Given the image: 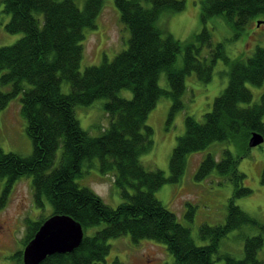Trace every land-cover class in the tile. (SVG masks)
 Returning a JSON list of instances; mask_svg holds the SVG:
<instances>
[{"label": "trees", "instance_id": "1", "mask_svg": "<svg viewBox=\"0 0 264 264\" xmlns=\"http://www.w3.org/2000/svg\"><path fill=\"white\" fill-rule=\"evenodd\" d=\"M103 1L83 0L80 7L75 0H3L2 10L9 14L4 28L20 36L0 45V110L18 96L32 151L24 155L0 148V178H5L0 206L11 182L30 175L34 205L48 206V215L66 214L80 223L83 237L75 249L48 254L37 264H102L110 239L126 234L135 242L147 238L163 243L177 264H264V253L259 257L264 221L233 201L252 191L238 169L239 159L249 152L250 133L257 131L264 140V91L253 101L246 85H260L264 78V46L230 58L222 42H212L206 26L210 18L223 15L240 31L247 22L264 20V0H201L202 26L184 40L158 24L162 14L181 10L184 0H114L119 21L128 30L127 43L111 59L104 57L80 69L85 31L96 25ZM217 59L226 63L227 84L201 119L184 115V130L170 153L169 173L145 167L140 156L153 142L148 112L166 95L171 119L183 107L186 74L194 72L207 82ZM162 72L165 87L158 82ZM122 89H128L130 96H122ZM99 98L108 121L97 134H90L80 126L75 106ZM216 141L232 144L234 152L226 147L218 159L207 153L194 178L215 171L229 181L233 192L222 223L198 226L199 238L206 240L198 244L154 192L164 182L179 181L188 153ZM95 164L101 174L112 173L121 196L117 205H108L76 181ZM185 216L192 218L191 206ZM45 217L25 219L23 244ZM235 230L231 239L241 242V257L221 248L223 238ZM11 258L23 264L21 248Z\"/></svg>", "mask_w": 264, "mask_h": 264}, {"label": "rangeland", "instance_id": "2", "mask_svg": "<svg viewBox=\"0 0 264 264\" xmlns=\"http://www.w3.org/2000/svg\"><path fill=\"white\" fill-rule=\"evenodd\" d=\"M81 7L83 0H75ZM200 1L184 0V7L170 15H161L158 24L165 27L180 40L189 37L194 31L200 30ZM3 0H0V45L11 44L20 36L19 32H8L4 28L9 14L3 12ZM95 26L85 31L80 69L87 64L99 63L104 57L111 59L123 49L127 43L128 30L119 21V12L114 0H104L95 20ZM212 42H222L226 54L234 58L238 53L250 54L256 45L264 46V21L257 18L247 22L240 31L230 25L223 15H216L207 21ZM207 53V48L202 49ZM176 64H181V53L177 54ZM159 84L167 85L164 72L160 73ZM227 84V66L222 59H217L210 80H199L194 72L185 76V91L182 95L183 107L177 110L169 119L171 100L162 95L154 107L148 112L146 123L152 129V146L140 156L142 164L147 168H159L166 175L169 173V157L176 137L184 130V115L190 114L201 119L204 112L210 110L214 97ZM246 85L257 101L264 91V78L260 85L249 82ZM67 84L62 83V89L67 91ZM6 89V88H4ZM122 96L129 97L130 91L122 89ZM103 99L94 100L89 105L75 106V116L80 126L97 134L99 126L107 124V115L103 110ZM264 122V115H263ZM25 119L20 113L18 96L8 102L0 110V148L4 151H14L29 154L32 142L26 132ZM233 150L232 144L216 141L206 148L188 153L182 176L177 182H164L154 195L176 215L177 220L186 225L196 243H204L197 234L202 223L209 225L222 223L227 213L228 200L233 188L229 181L211 172L208 176L195 179L194 174L200 160L212 153L218 159L224 148ZM86 165H84L85 167ZM264 140L251 146L247 155L241 157L238 169L245 173L244 185L251 188L248 195L235 197L233 201L246 213L264 221ZM113 175L108 172L101 174L96 164L88 168L83 176L76 179L81 185L94 190L101 199L110 206L119 203L120 194L113 184ZM5 187V178H0V195ZM192 207V218L189 220L185 212ZM49 208H38L33 204L31 176L22 175L13 180L5 192L3 204L0 206V264H16L11 254L23 248L25 235V219H37L48 216ZM237 230L228 233L223 238L221 248L227 249L236 257L242 256L241 242L231 239ZM264 253V245L259 257ZM102 264H177L165 245L152 239L132 241L128 234L110 239V249Z\"/></svg>", "mask_w": 264, "mask_h": 264}, {"label": "water", "instance_id": "3", "mask_svg": "<svg viewBox=\"0 0 264 264\" xmlns=\"http://www.w3.org/2000/svg\"><path fill=\"white\" fill-rule=\"evenodd\" d=\"M262 141V134L252 131L248 145L251 147ZM82 237L83 230L78 221L66 214H51L42 221L24 245L23 264H37L54 252L72 251L80 244Z\"/></svg>", "mask_w": 264, "mask_h": 264}]
</instances>
